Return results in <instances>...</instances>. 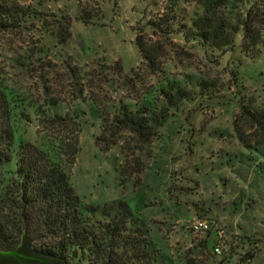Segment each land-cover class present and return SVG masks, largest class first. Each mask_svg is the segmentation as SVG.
<instances>
[{
	"label": "rangeland",
	"instance_id": "obj_1",
	"mask_svg": "<svg viewBox=\"0 0 264 264\" xmlns=\"http://www.w3.org/2000/svg\"><path fill=\"white\" fill-rule=\"evenodd\" d=\"M201 13L197 0H0V90L27 106L25 140L78 138L77 196L127 206L169 264H264V142L249 116L264 111V29L213 50L193 34ZM145 107L147 142L104 134Z\"/></svg>",
	"mask_w": 264,
	"mask_h": 264
},
{
	"label": "trees",
	"instance_id": "obj_2",
	"mask_svg": "<svg viewBox=\"0 0 264 264\" xmlns=\"http://www.w3.org/2000/svg\"><path fill=\"white\" fill-rule=\"evenodd\" d=\"M197 1L202 13L195 15L192 27L202 46L218 51L230 47L239 32L244 43L253 42L264 29V0ZM239 5L244 15L233 26L230 17ZM58 36L67 40L68 29L61 27ZM26 112V105L0 90V252L16 250L25 240L67 264H169L130 222L127 206L83 204L71 184L78 138L70 144L51 138L40 145L27 141L19 132L20 123L28 120ZM41 116L56 126L66 120L52 110ZM249 116L253 137L264 142V111ZM157 124L147 107L123 109L104 134L127 132L147 142Z\"/></svg>",
	"mask_w": 264,
	"mask_h": 264
},
{
	"label": "water",
	"instance_id": "obj_3",
	"mask_svg": "<svg viewBox=\"0 0 264 264\" xmlns=\"http://www.w3.org/2000/svg\"><path fill=\"white\" fill-rule=\"evenodd\" d=\"M0 264H67L65 261L42 253L32 248L31 244L23 241L13 251L0 252Z\"/></svg>",
	"mask_w": 264,
	"mask_h": 264
},
{
	"label": "built area",
	"instance_id": "obj_4",
	"mask_svg": "<svg viewBox=\"0 0 264 264\" xmlns=\"http://www.w3.org/2000/svg\"><path fill=\"white\" fill-rule=\"evenodd\" d=\"M191 230L194 233L205 232V231L208 230V225L204 221H199V222H196V223L192 224ZM217 250L219 251V249H217Z\"/></svg>",
	"mask_w": 264,
	"mask_h": 264
}]
</instances>
